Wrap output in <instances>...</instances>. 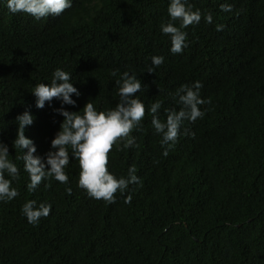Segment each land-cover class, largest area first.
<instances>
[{"label": "trees", "instance_id": "16d2710c", "mask_svg": "<svg viewBox=\"0 0 264 264\" xmlns=\"http://www.w3.org/2000/svg\"><path fill=\"white\" fill-rule=\"evenodd\" d=\"M188 3L201 19L183 29L187 46L172 54L160 31L169 22L168 0H72L60 16L37 23L0 0V142L19 169L11 185L17 197L0 201V264H264V0ZM152 56L164 59L148 73ZM57 68L71 73L80 92L75 106H63L69 111L89 99L98 111L114 108L120 73L141 80L136 98L145 115L130 133L134 144L113 145L107 165L117 178L134 166L140 182L116 193L114 203L77 187L71 156L67 185L49 178L26 189L22 153L12 145L15 117L33 115L25 136L42 137L43 156L61 105L53 99L36 108L31 91ZM194 81L209 103L200 105L202 118L182 124L164 156L148 109L161 101L163 121L166 109L180 107L170 93ZM28 200L51 204L35 225L21 212Z\"/></svg>", "mask_w": 264, "mask_h": 264}, {"label": "clouds", "instance_id": "9594fccd", "mask_svg": "<svg viewBox=\"0 0 264 264\" xmlns=\"http://www.w3.org/2000/svg\"><path fill=\"white\" fill-rule=\"evenodd\" d=\"M6 8L11 14L23 13L31 16L33 22L47 17H58L66 9L71 8L72 0H5ZM221 11H231L230 4H221ZM167 14L169 22L160 25V31L166 35L170 42L169 51L179 54L187 46V33L183 29L189 25L200 22L199 9L193 10L188 0H168ZM205 21L212 22L210 14L205 15ZM178 22V24L176 23ZM223 25H217V31ZM162 56H152L148 73H153L155 67L163 63ZM40 78V71L35 72ZM116 75V73H113ZM31 91L35 97V107L43 108L53 99L60 102L61 107L54 112L62 117L59 128L50 140L49 150L43 155L37 154L41 147L42 137L25 136L26 127L33 123V115L25 110L15 117L16 134L12 145L22 153L18 159L23 161V169L28 174L26 189L34 192L42 181L49 178L67 185L68 174L65 171L69 164L70 156L78 161L79 176L77 187L83 189L92 199L114 203L116 193L124 194L131 184H139V177L135 174L136 168L130 166L127 176L117 178L108 170V153L113 145L123 141L124 147H131L135 138L130 135L145 115V107L136 94L141 90L142 83L135 73L124 71L115 81L119 101L114 108L98 111L89 99L78 111H69L64 105L75 106L73 96L79 97L80 92L71 79V73L61 68L55 69L50 78L39 81ZM202 84L194 81L190 86L180 85L174 93L178 109H166L163 121L159 118L161 101H155L148 109L151 114V125L155 133L161 136V146L164 147L163 155L167 156L168 148L173 146L180 134V129L185 121H195L202 118L204 111L200 105L209 101L201 98ZM40 153V152H39ZM9 147L0 142V201L8 202L17 197L18 192L12 187V181L19 177L17 165L9 159ZM7 177L9 178H6ZM49 185L44 184L47 188ZM71 187H65V193L71 194ZM131 201L129 193L125 203ZM51 211V204L35 200L26 201L21 212L29 224H37L42 217H47Z\"/></svg>", "mask_w": 264, "mask_h": 264}]
</instances>
